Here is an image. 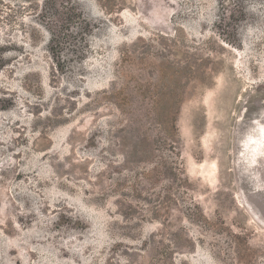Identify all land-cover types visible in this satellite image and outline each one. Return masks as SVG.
<instances>
[{"label":"rangeland","instance_id":"1","mask_svg":"<svg viewBox=\"0 0 264 264\" xmlns=\"http://www.w3.org/2000/svg\"><path fill=\"white\" fill-rule=\"evenodd\" d=\"M121 261L264 264V0H0V264Z\"/></svg>","mask_w":264,"mask_h":264},{"label":"bare ground","instance_id":"2","mask_svg":"<svg viewBox=\"0 0 264 264\" xmlns=\"http://www.w3.org/2000/svg\"><path fill=\"white\" fill-rule=\"evenodd\" d=\"M52 121H53V120H52ZM119 245H120V244H119ZM126 246H127V245H126ZM122 247H124V246H122ZM117 251H118V250H117ZM125 254H126V253H125ZM125 254H124V255H125ZM47 255H48V254H47ZM118 255H119V254H118ZM121 257H122V256H121ZM113 259H115V258H113ZM111 261H113V260H111ZM111 263H112V262H111ZM121 264H125V263L121 261Z\"/></svg>","mask_w":264,"mask_h":264}]
</instances>
